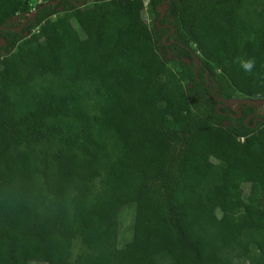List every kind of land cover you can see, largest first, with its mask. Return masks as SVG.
I'll list each match as a JSON object with an SVG mask.
<instances>
[{"label":"trees","instance_id":"obj_1","mask_svg":"<svg viewBox=\"0 0 264 264\" xmlns=\"http://www.w3.org/2000/svg\"><path fill=\"white\" fill-rule=\"evenodd\" d=\"M43 1L0 0V264H264V4Z\"/></svg>","mask_w":264,"mask_h":264},{"label":"rangeland","instance_id":"obj_2","mask_svg":"<svg viewBox=\"0 0 264 264\" xmlns=\"http://www.w3.org/2000/svg\"><path fill=\"white\" fill-rule=\"evenodd\" d=\"M258 5L257 7H260L262 4H264V0H257ZM149 0H143L144 3V10H143V18L145 22L147 23L148 27H152L155 22V11L152 9V7L149 5ZM44 3L43 0H29L28 3V10L29 14L33 13L36 9V7L40 4ZM166 6L162 5L158 10L160 13L161 11H164ZM252 13L249 15L251 16ZM233 106V103H231ZM254 105L256 106V115L262 116L264 114V100H258L254 101ZM243 193L245 198L248 196L249 193V185L244 184L242 186ZM133 214H134V206L128 205L123 208V210L120 212L119 219H118V238H117V246L122 247L125 243L130 241L131 235H132V222H133ZM29 264H45V263H38V262H30Z\"/></svg>","mask_w":264,"mask_h":264},{"label":"clouds","instance_id":"obj_3","mask_svg":"<svg viewBox=\"0 0 264 264\" xmlns=\"http://www.w3.org/2000/svg\"><path fill=\"white\" fill-rule=\"evenodd\" d=\"M233 63H239L240 68L246 74H251L256 67V61L254 58L237 57Z\"/></svg>","mask_w":264,"mask_h":264},{"label":"water","instance_id":"obj_4","mask_svg":"<svg viewBox=\"0 0 264 264\" xmlns=\"http://www.w3.org/2000/svg\"><path fill=\"white\" fill-rule=\"evenodd\" d=\"M84 3V2H83ZM51 4L52 3H47V4H44V6L43 7H45V6H51ZM163 4H164V6H165V3H164V1H163ZM162 12V15L164 14V11H161ZM35 13H36V11H34L32 14H31V16L30 17H34V15H35ZM198 63H199V60H198V58L196 57V56H194V67H195V70H197V68H198ZM217 100H218V98H216ZM224 105L225 106H230L231 105V103L230 102H224ZM234 111H237V107H235L234 108ZM238 116H239V113H238ZM255 121H257V119H255Z\"/></svg>","mask_w":264,"mask_h":264},{"label":"built area","instance_id":"obj_5","mask_svg":"<svg viewBox=\"0 0 264 264\" xmlns=\"http://www.w3.org/2000/svg\"><path fill=\"white\" fill-rule=\"evenodd\" d=\"M31 14H32V13L27 14V15H28V19H31V20H32L34 17H33V18L30 17ZM18 22H20L21 25H19L18 27H15V28H14V31H15V32H19V31L21 30V28H22V26L25 24L26 20H18V18H14V20L12 21V23H15V24H17ZM246 103L254 104V102H253V101H250V100L246 101ZM234 104L236 105L237 102H234ZM234 108H235V107H233V109H234ZM263 115H264V114H263Z\"/></svg>","mask_w":264,"mask_h":264}]
</instances>
